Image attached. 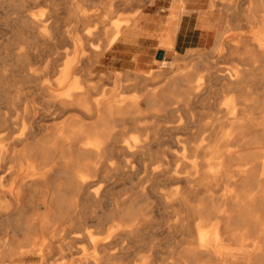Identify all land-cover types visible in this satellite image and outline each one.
I'll list each match as a JSON object with an SVG mask.
<instances>
[{"label": "bare ground", "instance_id": "6f19581e", "mask_svg": "<svg viewBox=\"0 0 264 264\" xmlns=\"http://www.w3.org/2000/svg\"><path fill=\"white\" fill-rule=\"evenodd\" d=\"M83 1L72 7L71 20L87 17ZM151 1L155 8L121 17L133 2L107 0L94 14L101 16L96 35L103 37V47L63 61L58 79L45 88L52 111L36 115L32 105L25 106L17 120L0 113V177L13 176L2 191L8 202L0 203V220L13 224L0 236V264L23 256L56 264L57 256L69 260L73 243L83 240L91 255L76 264H131L117 261L124 257L122 246L114 249L122 236L138 230V212L127 205L131 199L116 201V217L95 238L74 207L60 209L57 194L97 197L110 173L138 149V130L150 129L157 132L152 140L157 146L180 151L168 149L160 159L162 183L171 186L160 197L176 207L170 227L185 236L169 264H188L181 258L193 264H264V82H249L261 66L264 79V32L253 37L245 30L259 23L264 31V0ZM226 11L229 18L219 16ZM35 21L40 34L45 32L42 20ZM83 34L88 40L90 29ZM152 43L161 56L150 52ZM202 48L238 64L208 57L205 73L183 71L178 63L184 55L196 51L202 57ZM91 56L109 81H93L85 73ZM55 63L45 69L54 71ZM205 77L214 82H203ZM59 173L64 180L51 178ZM94 184L99 186L90 192Z\"/></svg>", "mask_w": 264, "mask_h": 264}, {"label": "rangeland", "instance_id": "374dc122", "mask_svg": "<svg viewBox=\"0 0 264 264\" xmlns=\"http://www.w3.org/2000/svg\"><path fill=\"white\" fill-rule=\"evenodd\" d=\"M81 1L0 0V105L3 107L0 113L5 111L7 115H11L13 120H17L23 116L25 106L30 110H32L33 106L36 115L52 111L53 109L49 107L51 103L47 101V91L45 88L48 84L50 85L58 79L59 69L62 68L63 61L72 57L74 52L78 59L86 57L87 54H90L91 48L96 45H98V49H102L103 37L100 38L96 35L101 30L99 29L101 27V23L99 22L101 16L97 18L94 17V14L97 13L99 15L101 13L100 10L107 0L83 1L84 8L87 11V17H82L77 14L78 19L76 17L75 21L71 20L70 14L72 7ZM163 1L165 0H161V2ZM129 2H133V6L124 7L120 11L122 15L118 14L119 16L132 15L137 11L142 13L155 8L151 0H129ZM161 2L156 7H159ZM221 15L229 18L228 11L219 14V16ZM36 18L41 19L42 23L47 27L46 31L42 34H40V27L35 21ZM104 19L106 23L111 22V20L107 21L108 16H105ZM84 25H87V29H90V40L84 37L83 33L87 32V29H84ZM245 30L253 37L262 35L264 32L259 23H254ZM78 42L81 44L79 47L75 45ZM153 50L158 52L159 48L152 43L150 45V52ZM202 50V57L196 51H191V54L184 55L186 58L184 57L183 61L181 60V63H178L180 67H185L183 71H187L193 67L192 69L193 71L196 70V73H205L206 71L204 69L207 61L203 60V58L207 59L208 57L214 58L218 63L238 64L226 58H221L218 54L212 55L208 49L202 48ZM53 59H56L55 70L49 71L45 69L47 63ZM90 59L84 65L85 73L88 77L89 75H91L90 77L93 76V81H109L107 79L108 73L104 67L102 68L101 64H95L92 61L93 56ZM262 68L263 66L251 72V81L249 82H264ZM99 75L101 78H99ZM176 82L181 81L176 80ZM203 82L214 81L205 77ZM215 88L217 87L212 89ZM253 90L256 92L255 88ZM260 92L258 93L260 94ZM141 93L142 90L138 87V95ZM46 123L49 125L52 123V120L46 119ZM134 134L130 133L128 136ZM157 136V132L154 129H150L147 132L138 130V149L133 154H127L118 170L110 173L108 176L109 180L105 182L107 184L105 185L106 187L97 197L87 196L86 193H79L77 196L70 193H66L65 195L57 194V199L59 198L58 200L61 203L59 205L61 207L60 209L69 211L70 208L74 207L76 212H78V216L83 221H88L87 226L92 230L95 238L102 237L104 235L102 230L103 225L105 223L108 224L110 222L109 220L116 217V201L126 196L131 199L130 204L127 205L133 208L132 211L134 213L138 212V230L122 236L118 240V244L113 245L116 247L114 249L121 246L124 248V257L117 259V261H122L123 263H172L179 256L178 252L180 251V248L175 249V247L178 246L179 240L181 241L185 237L184 233H182L183 236L180 233L183 231L170 227V222H172L170 212L176 207L173 206L170 208L165 204L166 199L160 197V192L166 191V189L169 190L171 187L165 186L162 183L164 179L160 176L159 170L165 165L163 163L162 166L160 165V159L163 158L164 153L168 149L171 152L176 151L180 153V151L175 146H157L152 141ZM39 137H43L42 133H39ZM146 137L147 142H145ZM124 173L128 174L124 176ZM2 175L0 177V203L6 204L8 202L7 194L2 191L7 190L13 176L12 174L8 175V173ZM64 175V173H59L57 176L53 174L51 178L55 179V181L64 180L66 176ZM113 181H117L118 183L113 184ZM98 186V184L91 186L89 188L90 192L95 191V188ZM52 190L54 193V189ZM29 194L30 192L26 190V198L29 197ZM70 200L75 201V203H71ZM125 206L124 208L127 207ZM42 211V207L38 209V212ZM31 213L32 208L27 209L20 221L24 223L27 217L31 216ZM12 225V222L0 220V236L5 234L7 230L10 231ZM73 246L74 252L69 257V260L64 261L57 256L58 258L55 259V263L76 264V260L82 257L86 260L89 259L88 257L91 255L92 248L86 240L76 241L73 243ZM170 251H175L173 259ZM49 257L54 259L52 254ZM71 258H73V261L70 260ZM181 259L185 260L188 264H193L189 259ZM68 261L73 263H69ZM7 264H41V262L40 258L36 256H23Z\"/></svg>", "mask_w": 264, "mask_h": 264}, {"label": "water", "instance_id": "95a60500", "mask_svg": "<svg viewBox=\"0 0 264 264\" xmlns=\"http://www.w3.org/2000/svg\"><path fill=\"white\" fill-rule=\"evenodd\" d=\"M161 54H162V50H159L157 56H161Z\"/></svg>", "mask_w": 264, "mask_h": 264}]
</instances>
